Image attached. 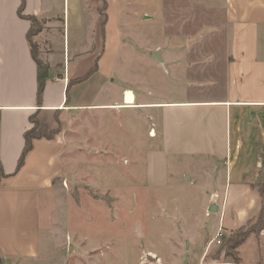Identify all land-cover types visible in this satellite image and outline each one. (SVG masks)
Here are the masks:
<instances>
[{
	"label": "crops",
	"instance_id": "crops-1",
	"mask_svg": "<svg viewBox=\"0 0 264 264\" xmlns=\"http://www.w3.org/2000/svg\"><path fill=\"white\" fill-rule=\"evenodd\" d=\"M108 1L113 10L110 24L107 14H101L103 0H63L61 16L54 14L53 0H23V15L41 19L45 26L57 18L63 34L73 30L94 35V48L78 54L84 57L71 74L64 57L63 68L55 69L59 76L47 73L50 79L38 104V68L26 38L30 23L18 15L22 0H0V264H52L47 253H51V231L59 221L48 214L47 233L42 234V199L61 192L56 183L71 173L70 144L62 134L34 140L17 169L23 135L31 126L29 117L34 114L50 129L62 122L65 129L80 113L112 111L151 118L148 139L155 148L145 156L150 184L169 185L171 160L211 163V172L203 173L206 180L198 185L207 195L205 217L194 233L182 230L185 250L167 264H264V230L241 244L238 263L225 258L215 242L218 230L228 237L261 210L255 183L264 178V0ZM138 1L144 4L140 20L151 22L157 42L145 46L144 56L133 55L129 47L130 105L125 104V92L113 86V74L119 62L122 21L128 20L129 26L128 8ZM121 5L126 11H120ZM87 11L89 16L84 15ZM109 31L118 35L117 54L103 78L99 75L107 49L103 33ZM154 53L159 60L152 57ZM132 61L158 71L156 81L146 71L134 74ZM52 70L53 66L49 75ZM134 80L139 83L134 85ZM92 82L98 90L91 99L80 102L73 97L74 90L78 94ZM154 87L157 93L151 98ZM102 89L107 95L103 98ZM155 161L158 175L151 169Z\"/></svg>",
	"mask_w": 264,
	"mask_h": 264
},
{
	"label": "rangeland",
	"instance_id": "rangeland-1",
	"mask_svg": "<svg viewBox=\"0 0 264 264\" xmlns=\"http://www.w3.org/2000/svg\"><path fill=\"white\" fill-rule=\"evenodd\" d=\"M103 2L106 4L101 14H107L110 24L113 22L112 18L109 19L113 14L111 3L108 0ZM52 4L54 14L61 16L63 0H53ZM143 6L141 1L132 2L128 8L129 26L128 20L122 21L123 34L113 86L124 92L129 91L126 89L129 88V47L133 49V55L144 56L147 52L145 46L157 42L151 22L140 20L138 13ZM124 10L121 5L120 11ZM133 12H137L136 17ZM86 14L89 16L88 11ZM34 23L30 43L35 59L45 68L46 75L48 73L52 78L59 76V70L55 69L63 68V57L66 71L71 74L75 63L84 57L78 54L91 52L95 46L91 32L66 30L63 34L62 26L58 29L57 18L48 26L41 19ZM38 30L43 31L36 35ZM103 37H106L107 49L99 75L104 78L116 58L118 35L109 31L105 35L103 33ZM51 65L52 71H55L49 75ZM130 65L134 74L137 71L143 75L146 71V75L151 74L156 81L153 77H157L158 71L149 70L147 65L136 61L130 62ZM49 79L45 77L44 87ZM137 80H134V85ZM71 88L72 85L69 91ZM97 90V84L92 82L78 94L74 90L73 97L84 102L87 98L91 99ZM156 93L154 87L149 95L154 98ZM104 96L107 95L103 90L99 97ZM134 113H80L71 118L65 129L62 122H57L55 129L47 127L52 138L62 134L68 139V155L73 159L70 177L56 183L63 192L51 194L50 199H42V234L47 233L48 214L59 221V226L51 231V253H47L52 264L174 262L176 253L185 250L186 236L182 230L190 235L194 233L196 224L204 219L207 195L198 185L206 180L203 173L211 172V163L193 159L171 160L168 162L169 185L158 188L150 184L146 178L145 156L155 148V143L148 139L153 125L148 115L137 113L135 116ZM151 169L158 175L160 167L157 161L152 162ZM76 206L80 210H76ZM247 227L256 230L253 224Z\"/></svg>",
	"mask_w": 264,
	"mask_h": 264
},
{
	"label": "trees",
	"instance_id": "trees-1",
	"mask_svg": "<svg viewBox=\"0 0 264 264\" xmlns=\"http://www.w3.org/2000/svg\"><path fill=\"white\" fill-rule=\"evenodd\" d=\"M105 5V3H104ZM22 7H23V0L21 3V6L18 9V15L22 19H25L29 21L30 23V28L27 32L26 38L27 42L29 44L30 52L32 59L34 60L35 64L37 65L38 68V73H37V93H36V99L37 103L39 104L41 101L42 97V92L44 89V79L46 77V70L41 66V64L35 59V55L33 52V47L30 43V38L31 35L33 36L34 34L31 32L33 26H34V21L37 19L34 17L30 16H25L22 13ZM31 33V34H30ZM40 33V30L35 32L37 35ZM43 71V72H42ZM81 79L76 80L75 82H79ZM72 82H69L67 84V88L69 85H71ZM30 123V128L25 131L23 138H24V146L22 153L20 155L19 161L17 163V169H20L21 166L23 165L24 158L25 156L31 151L32 149V144L34 140L37 139H51L50 131L48 130L47 126L44 124L39 123L37 120L36 116L33 114L29 117L28 119ZM3 176L2 171L0 169V177ZM255 187L258 189L260 198H261V210L259 215L249 221L245 226L240 227L236 229L235 231H232L228 237L223 236L221 238L220 244H219V249L224 251V257L231 260L233 263H238L239 262V257H238V248L241 246V244L245 241V239L250 235V234H258L261 230H264V178L259 177L255 183ZM253 224L255 227L254 229H247L248 225Z\"/></svg>",
	"mask_w": 264,
	"mask_h": 264
},
{
	"label": "bare ground",
	"instance_id": "bare-ground-1",
	"mask_svg": "<svg viewBox=\"0 0 264 264\" xmlns=\"http://www.w3.org/2000/svg\"><path fill=\"white\" fill-rule=\"evenodd\" d=\"M124 101H125V104H130L131 105V103H133V95L129 91L125 92Z\"/></svg>",
	"mask_w": 264,
	"mask_h": 264
},
{
	"label": "built area",
	"instance_id": "built-area-1",
	"mask_svg": "<svg viewBox=\"0 0 264 264\" xmlns=\"http://www.w3.org/2000/svg\"><path fill=\"white\" fill-rule=\"evenodd\" d=\"M222 237H223V233H222V231L220 229V230H218V232L216 234V237H215V242H216L217 245L220 244V241H221Z\"/></svg>",
	"mask_w": 264,
	"mask_h": 264
},
{
	"label": "water",
	"instance_id": "water-1",
	"mask_svg": "<svg viewBox=\"0 0 264 264\" xmlns=\"http://www.w3.org/2000/svg\"><path fill=\"white\" fill-rule=\"evenodd\" d=\"M157 53H154V55L152 56L155 60H159L158 58H157Z\"/></svg>",
	"mask_w": 264,
	"mask_h": 264
}]
</instances>
